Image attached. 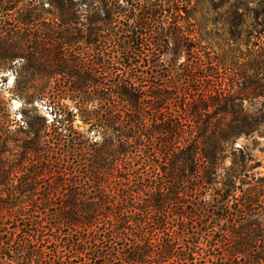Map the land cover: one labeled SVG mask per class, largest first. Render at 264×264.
I'll use <instances>...</instances> for the list:
<instances>
[{"label":"trees","instance_id":"trees-1","mask_svg":"<svg viewBox=\"0 0 264 264\" xmlns=\"http://www.w3.org/2000/svg\"><path fill=\"white\" fill-rule=\"evenodd\" d=\"M36 1L60 10L59 23L50 26L61 28L66 35L40 41L38 49L48 47L56 51L73 46L75 49L88 48L90 52L87 51L84 58L78 55L72 62L56 61L61 57L59 53L47 55L44 65L49 70L41 71L42 62L38 57L24 55V45L18 44L14 52L9 53V41L1 37L0 70L9 63L28 61V67L34 69L36 76L48 80L41 94L49 96L47 89L52 84L58 85L68 79L71 87L65 92H71V100L80 106L85 105L89 97L95 99L102 92L110 93L121 106V110L116 111L118 114H114L121 124L120 142L118 147L109 141L102 146L104 148L100 147L74 128L73 114H70L71 127L67 129L64 125L67 117L54 93L48 97L50 106L53 105L52 123L45 118L32 119L25 131L20 129L26 140L10 138L9 130L0 135V264H77L74 259L86 257L88 253L107 262L109 256L104 249L109 248L99 246L105 239L98 238L100 233L102 238L105 233L102 228L106 225L111 227L112 237L116 239L135 229L148 227L150 231L153 226L156 228L152 240L137 241L133 251L123 256L121 262L124 264H219L223 259L219 260L213 252L229 242L228 261L235 257L247 259L249 264H264V178H257L255 173L261 165L254 163L242 148H235L239 137H250L258 132L264 124V115L244 113L241 108L234 115V102L218 89V84L206 88L208 83L205 82L213 77L215 69L213 63L202 60L193 62L201 76L190 78L191 84L198 86L197 96H189L182 107L166 108L168 102L172 103L173 87L149 88L147 77L138 71L142 65L153 69L156 66L152 61L154 52L162 55L164 45L170 44L157 22L163 6L156 0ZM8 3L9 0H0V10L4 13L8 11ZM97 4L102 5V16L92 13ZM82 5L90 13L87 25L75 11ZM144 41L148 48L154 49L151 55H134L133 47L144 49ZM52 65L55 69L58 65L60 70L55 71ZM193 67L188 65L190 74L194 73ZM115 69L118 73L113 82H109ZM213 94L218 98H213ZM3 104L0 101V126ZM87 119L91 121L92 130L98 117L87 113ZM113 124L116 126L115 122ZM69 136H73V140L69 141ZM10 142H22L18 162L3 157ZM61 148L67 150L61 153ZM72 153L88 158L87 167L94 179L95 193L85 194L86 182L71 183L70 170L74 165L68 161ZM101 155L111 158L118 155L122 165L119 169L105 168L98 158ZM229 159L232 162L227 167ZM35 160L37 166L31 167L33 171L25 172L26 164L31 166ZM53 164L55 169L51 168ZM107 176L111 177V183ZM45 178L58 179L57 185L50 187L56 193L64 192L60 197L66 203L58 214L27 216L33 208H42V213H46L53 207V201L47 197L30 200V207H25L24 203L18 205L19 198L22 201L28 194L36 198L39 182ZM205 185L215 187L213 195L203 201L196 200ZM187 204L195 209L188 211L190 205ZM171 205L176 207L172 217L168 216L163 223L152 222L157 216L161 218L164 209ZM220 213L229 216H219ZM230 218L236 222L233 225L237 229L223 234L213 230L206 235V246L200 241L192 249L185 244L184 234L189 223L200 222L206 226L212 224L208 221L211 219L228 224ZM62 228L78 231L80 238L83 232L85 237L74 241V235L69 233V240L64 243ZM9 234L23 237L24 243L17 246L16 251L8 249L10 254H7V242H13ZM219 234L226 238L218 241ZM67 252L75 256L71 263L64 257ZM113 258L119 261L116 255Z\"/></svg>","mask_w":264,"mask_h":264},{"label":"rangeland","instance_id":"rangeland-1","mask_svg":"<svg viewBox=\"0 0 264 264\" xmlns=\"http://www.w3.org/2000/svg\"><path fill=\"white\" fill-rule=\"evenodd\" d=\"M80 1L76 0V2ZM156 3L163 6L162 12L157 17V22L163 28V34L170 44H168L169 47L166 44L164 45L165 48L162 55H159L158 51L154 52L155 55L152 56V61L156 66L153 69L150 68L149 70V68L142 65V69L138 71L147 77L148 85H146L149 88L157 89L160 86L166 88L173 87L174 91L170 93L172 103L169 104L168 102L166 108L172 110L174 106L182 107L189 101H187L189 96H197L198 86L191 84L190 78L201 76L198 66L194 63L197 60H202L213 63L215 69L212 72L213 77L208 78L205 82L208 83L206 88L210 89L209 87L212 84H218V89H221L220 91H223L224 95L234 102V115L238 113V108H241L244 113L249 112L251 114L264 115V0H156ZM7 6L8 11L6 13L0 10V38L5 37L9 41V48L7 49L9 53L14 52V48L18 44L24 45V55L38 57L39 62H42L43 67H40L41 71L49 70L44 65L47 55L59 53L61 57L56 61L61 62L64 60L72 62L78 55L84 58L87 51L90 52V49L86 46H84L87 48L85 50L81 47L75 49L73 46L67 50L56 51L48 49V47L45 50L42 48L38 49L37 43L40 41L49 39V37L59 39L66 36L61 28L56 26L54 28L51 27L53 24L59 23V15L61 13L59 9L51 6L49 3L40 4L36 0H9ZM96 6L98 7L92 13L96 12L102 16V5L97 4ZM75 11L79 13L81 21L87 25V20L90 16L87 7L82 5V7H78ZM158 30L161 31L160 28ZM143 45L145 46V50L133 47L132 52L134 55H151L150 53L154 49L148 48L145 41ZM131 56L134 57L133 55ZM136 62H139V59ZM28 64V61L13 62L6 65L3 70H0V101L4 102L1 109L2 123L0 135L9 130L10 138L12 137V139L18 141L26 140V136L20 133L22 132L20 129L25 131L26 124L32 119L36 121L39 118H45L49 123H52L54 117L52 116L51 107L53 108V105L50 106L48 97L54 93L59 106L64 110L65 118L67 117V122L64 124L67 129L71 127L70 123L73 120L70 114H73L75 116L74 128L79 133L86 134V137L93 139V142H97L100 147L105 145L107 141L113 142L114 146H119L121 124H119L118 115L115 116L114 114L117 113L116 111L121 110V106L118 105V102L116 103L117 100L109 96L110 93L102 92L95 99L89 97L90 100L85 105L80 106L71 100L73 97L71 92H65V90L70 89L71 81L63 79L59 83L60 85H56L55 82L49 90L47 89L48 92L50 91L49 96L43 95L41 94V90L46 87L48 80L36 76V72L34 69L28 67ZM186 64L194 66V73L190 74L188 72V65ZM181 65L183 66L181 67ZM51 68L55 69V65H52ZM56 70H60L58 65H56ZM17 72L20 74L19 77ZM117 73L116 69L113 70L114 76H111L109 82H113ZM110 84L108 83V85ZM213 98L217 99L218 97H216V94H213ZM171 104L172 106H170ZM87 113L98 117L92 130L89 125L91 121L87 119ZM116 118L118 119L116 120ZM114 122L116 126H114ZM73 138V136H69V141L73 140ZM21 147L22 142H10L8 152L3 157L17 160L18 162L20 157L17 156H20L22 152ZM235 148H242L254 160V163L261 165L255 170V173L257 174V178H264V124L259 127L257 133L250 137H239L235 141ZM66 150L61 148V153ZM98 158L101 165L105 168L114 167L119 169L122 165L121 157L118 155L115 158L105 155H101ZM68 162L74 165L72 166L73 169L70 170L71 176L69 179L71 183L82 182L85 184L86 182L85 194L90 195L91 192L95 193L96 190L93 186L94 179L91 178V174L88 172V158L86 155L81 154V156H77V154L72 153ZM231 162L230 159L227 160V167L231 165ZM36 163L37 160L31 162V166L26 164L28 168L25 167L26 170L24 171H33L31 167L37 166L35 165ZM51 168L55 169L54 164ZM117 172L120 176L122 175L120 171ZM114 173L116 174L115 171ZM124 174L126 173L124 172ZM107 179L108 183H111V177L107 176ZM57 182V178H45V180L39 182V193L35 194L36 198H31L34 194H26L27 196L22 201L19 198L18 205L24 203L25 207H30L32 204L29 201L37 198L43 199L47 197L53 201V207L46 213H42V208L40 210L33 208L26 213L27 216L44 217V214H47L49 217L61 211L63 204L66 203L63 200L61 201L60 197L64 195V192L59 191L56 193L53 187H50L52 184L57 185ZM43 187H46L48 191L44 190ZM204 187L199 193V197H195L196 200L201 199L203 201L213 195L215 189L213 185H205ZM185 190L188 191V188ZM124 195H127V191ZM58 197L60 198L57 199ZM185 202H188V199H185ZM194 204L198 205V202L194 201ZM190 209L194 210L195 207L190 205L188 211ZM174 211H176V207L172 205L168 206L161 213L162 217L159 218L157 216L153 218L152 222L163 223L165 220L167 221L168 216L172 217L175 214ZM211 213H213V210ZM189 216L192 217L190 213ZM219 216L229 215L220 213ZM208 221L212 224L205 226L204 224H200V222L196 224V222L194 224L189 223L187 226L184 241L191 249L199 241L203 243V246H206L204 244L206 242V235L212 233L215 229L222 234L223 232L237 229V227H234L236 222L233 221V218H230L228 224H219L211 221V219ZM46 222L49 221L47 220ZM174 225L177 226L176 223ZM110 228L109 225L102 228V232H105L102 234V238H100L101 233L98 234L100 241L105 239L103 244L101 242L99 246H107L109 248L108 250L104 249L107 256H109L107 262L97 260V255L93 253H88L86 257L80 256L79 259H74L75 256L73 254H68L69 251L72 253L71 247L64 254L66 260L71 263L72 259H74L77 264H112L114 261L113 257L116 255V259H119V261H114L113 264H124L121 262L123 256L133 251L137 241H141V239L152 240L157 233L154 226L150 231L148 227H143L142 229H135L134 232L128 235L127 233L122 234L121 239H116V237H112L113 234ZM1 231L4 233V230ZM8 232L14 233L13 230H9ZM25 232L28 233L29 231L25 230ZM69 233L74 235V241L85 237L83 232L80 238L78 231L71 232L68 228H62L61 235L64 243H67L69 240L67 237ZM148 233H151V236H148ZM10 236H12L13 242H7V254H10L8 249L16 251L17 246L24 243L23 237L17 235ZM87 237L88 235L86 234ZM222 237L226 238L225 235L219 234L217 236L218 241ZM92 238L93 235H91ZM230 249L231 244L229 242L225 243V245L223 244L216 252H213L219 260L223 259L219 264H223L224 262L226 264H249L247 259H237L235 257H232L228 261L226 251L231 252Z\"/></svg>","mask_w":264,"mask_h":264}]
</instances>
